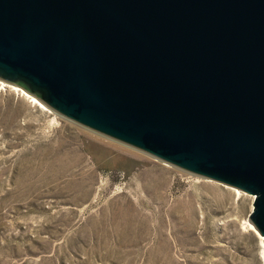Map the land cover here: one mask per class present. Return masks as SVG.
<instances>
[{"label":"water","instance_id":"95a60500","mask_svg":"<svg viewBox=\"0 0 264 264\" xmlns=\"http://www.w3.org/2000/svg\"><path fill=\"white\" fill-rule=\"evenodd\" d=\"M0 81L254 196L264 239V0H0Z\"/></svg>","mask_w":264,"mask_h":264},{"label":"rangeland","instance_id":"374dc122","mask_svg":"<svg viewBox=\"0 0 264 264\" xmlns=\"http://www.w3.org/2000/svg\"><path fill=\"white\" fill-rule=\"evenodd\" d=\"M234 190L0 85V264H264Z\"/></svg>","mask_w":264,"mask_h":264},{"label":"bare ground","instance_id":"6f19581e","mask_svg":"<svg viewBox=\"0 0 264 264\" xmlns=\"http://www.w3.org/2000/svg\"><path fill=\"white\" fill-rule=\"evenodd\" d=\"M0 85H2L3 87H8V88H10V89H12V90L18 92L20 95L27 97V98L31 101V103H34V104H36V105L40 106L41 108H43V109H45V110L48 111V109H47L44 105H42V104H41V103H40V102H39L34 96H31L30 94H28V93H27L26 91H24L23 89L18 88V87L14 86V85L7 84V83H5V82H3V81H0ZM234 191L237 192L238 194L240 193V192H239L238 190H236V189H235ZM248 227H249L250 231L254 232L255 235L260 239L261 245H262V247H263V252H262V254H263V259H264V239H263V237L258 233V231L255 229V227H254L250 222H248Z\"/></svg>","mask_w":264,"mask_h":264}]
</instances>
